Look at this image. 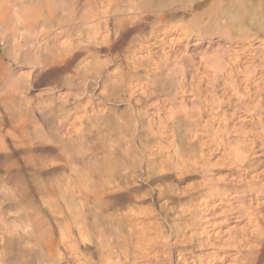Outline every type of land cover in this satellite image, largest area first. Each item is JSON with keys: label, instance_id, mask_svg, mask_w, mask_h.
Wrapping results in <instances>:
<instances>
[{"label": "rangeland", "instance_id": "1", "mask_svg": "<svg viewBox=\"0 0 264 264\" xmlns=\"http://www.w3.org/2000/svg\"><path fill=\"white\" fill-rule=\"evenodd\" d=\"M174 1L169 0L171 2L169 11L172 24L168 26H175L172 27L173 31L171 29L169 33H171L170 38H176L174 41L177 42L176 45L168 41V38L162 39V36L157 38L154 27L159 26L160 23L146 20L142 21L143 25L140 24L141 28L131 26V36L130 32L126 33V36L123 35V40L119 39L117 44L116 42L104 41V30L100 28V30H96L97 27L92 28L89 23L84 25L83 28L86 32L89 30L92 34L89 32L91 34L90 38H85L87 37L86 32H77V27L88 20L90 12L92 13L96 8L101 10L102 7H106L107 2L105 0H91V2L87 0H0V244L2 237H7V240L13 237L6 241L7 245L6 243L5 245L7 247L2 246V250H5L3 252L4 261L1 264H21L23 259L25 260L23 264H47L48 261L44 257L41 259V254L34 245L33 237L27 236L28 238L26 237L24 240L26 243L23 241V244L21 243L18 246V242L20 244L18 236L31 227V214L42 206L43 214L47 218H51V206L43 202L44 200H50L47 197H50V194L58 189L57 186L70 182H89L103 178L105 174L99 173L96 168L98 169L108 162L109 157L114 156V153L117 154L118 149L124 150L126 146H132L129 164L132 163L130 165L137 166L141 162L144 147L148 145V147L152 146L153 148L154 146L153 149H156L157 143L158 146L163 144L162 158L166 162L158 167L162 160L159 158L160 161L156 162L157 168L155 167L150 172L145 169V161L139 165L141 167L136 168L133 174L135 176L131 175V178L128 179L134 185L137 184L135 185L137 188L136 194L119 207L121 211L142 212L148 210L159 218L163 212L161 206L165 202L169 203L167 210L175 213L187 210L194 205V207H197V203L203 201L200 209L206 211L204 216L207 217L202 220V223L209 230H213V243L222 244L228 239H232L231 242L235 240L233 242L241 243L240 245L236 244L240 248H247L250 246V242L252 243V236L249 235L247 229L245 232L242 231L247 220L243 217L244 215L239 218V214L241 215L243 212L239 213L238 207L241 206L240 201H244L246 205L249 203L253 205L262 203L264 201V191L246 188L244 192L238 194L233 192L221 193L224 185L220 181L223 179L231 181L232 178H236L241 173L237 163L242 157L264 152V146H258V144L255 145L256 148L253 153L248 151L252 144L250 146L248 140H246V135L251 130V123L246 122L245 125L235 121L236 124H229L228 130L221 133V137H224V141L226 140V143L221 146L218 144L219 139L213 133L217 128V124H214L213 130H209L208 135L206 134L201 141L202 143H199L203 144L204 140L207 141L205 152L209 154V162L200 169L187 170L189 172L185 170L184 172L181 169L184 157L187 158V155L193 153V147L199 149V144L193 146L187 143L188 139H183V134L188 132L189 128L186 121H182V123L180 121L176 124L177 133L175 136H172L173 131H170L169 134L161 138L160 132L151 127L149 119H147L148 114L145 115L144 112L146 110L151 114L156 112V108L158 110V108L162 109V106L165 108L172 107L175 108L173 110L180 113V116L184 118H190L191 116L192 119L197 113L198 106L202 107V104L198 105L194 102L193 91L189 89L190 74L196 69L203 56L209 57L208 55L213 56V54L222 53L225 51L222 47L224 44H233L231 48H237V41L229 42L225 35L217 34L215 41L210 42V36L204 34L205 40L203 43L195 47L193 44L199 35L197 32L189 33L186 27L196 23H199V25L211 23L213 24L211 28H220L223 25L228 27L226 25L228 23L232 24L235 20L245 21L247 19L245 23L248 26L245 24V27L249 29L250 23L253 22L249 13L251 14L253 10V13L256 14L262 12L260 13V17H262L264 15V0H245V2L244 0ZM246 1L250 2L249 5ZM129 2L130 0H118L117 4H120L117 6L126 9ZM169 2L166 3L169 5ZM91 3L93 4L91 5ZM256 3L257 6L255 7ZM171 4L172 7L176 4V10L171 7ZM249 8L253 10L251 11ZM257 8L259 11H256ZM241 10L244 11L241 12ZM246 14L249 18L246 17ZM230 20H232V23ZM180 25H183V27ZM184 28L187 31L186 33ZM183 33L188 35L187 39ZM96 34H100V37L98 36L97 41L94 40V42L93 38ZM133 38L136 41L138 40L137 42L134 41L136 44L133 42ZM166 40L167 42H165ZM179 40L182 42L189 41L190 55L187 56H192V59L187 60V56H182L185 51L183 47L179 48L178 42L182 43ZM147 41L149 44L151 42L156 44L149 46ZM257 41L255 42L259 45L260 41ZM101 42L103 43L102 46H100ZM71 44L75 45L72 46ZM96 44H98V47H96ZM105 44L109 46L107 47ZM69 45H71V49H75L74 53L77 54L73 58L74 62L71 61L72 64L69 63L71 64H68L69 67L61 64L59 66L58 64L51 65L52 59L50 57L54 56V53H58L60 47L62 49L66 46L69 47ZM86 45H92L91 50L89 49L90 46L88 48ZM76 46L78 49H76ZM136 47L139 48L136 49ZM177 48H179V51L176 50ZM124 49L127 50L125 53H123ZM149 50L151 51L149 52ZM231 50L228 52L229 55L234 54V49ZM132 52L137 57H133ZM152 52H154L153 55ZM165 53L166 55L168 53V57H165ZM144 55L147 56L144 57ZM47 58H49V61ZM147 62H149V65H153V70L157 73L154 79L155 85H153L156 94L154 92L149 93L151 96L148 94L143 99L145 103H142L138 97L131 96L133 89L136 90L137 88L134 86H137L140 80L137 78L128 80L129 83L125 84L126 92H122L118 88L122 84L117 80V76L126 65L138 66L137 68L142 69L143 64L149 66ZM86 65H88L87 68H85ZM111 86H117L118 93H112L113 87ZM183 86L184 89L187 88L190 92H187V90L183 92ZM212 86L213 88H210L212 92L205 90L204 94L210 93L209 98L213 99L216 95L213 92H217L218 95L216 96L219 98L225 90V85L222 82H216ZM128 88L132 91L130 90V92ZM108 92L116 95H109ZM173 92L176 96L168 95ZM148 96L149 98H147ZM175 97L178 99L175 100ZM97 114L100 116L97 117ZM202 115V121L209 117L205 111L202 112ZM249 125H251L250 128ZM198 126L195 129L197 128V134H200L203 131H201V126ZM245 132H247L246 135ZM210 139L217 142L215 147L213 144L209 145ZM169 143L175 145L173 144L169 148L167 146ZM164 154L165 156L173 154V157L167 160ZM263 167L261 166V169ZM206 183H208L207 187L211 188V192L209 189H204L203 193H198L197 190ZM209 183H216L217 186L219 184L218 187L214 186L218 196L211 194L213 193V185L211 186ZM44 185H47V187ZM43 186L51 192L47 191L48 194L42 193L41 188ZM162 188L168 191V199H159ZM65 192L64 190L58 192L62 204L73 200ZM235 195H239V197L235 198ZM213 199L222 200L223 206L213 209L212 205L209 204L211 202L208 201V204H204L207 200L213 201ZM236 199L240 201H236ZM219 201L216 200L217 203ZM32 207H37V209L34 210ZM213 213L215 214L213 215ZM148 219L150 218H146L145 221L149 222ZM203 227L198 225L197 229L202 230ZM242 236L243 238H240ZM105 238L110 239V233L106 232ZM238 238L241 240L239 241ZM233 242L231 243L232 246L235 245ZM231 244L228 252L230 259L227 264L231 262V259L234 261L238 255L235 249L237 246L233 248ZM230 247L233 249L231 250ZM22 249L24 250L23 253ZM25 253H27L26 256H24ZM5 254L9 256L6 257ZM17 255L20 256L17 257Z\"/></svg>", "mask_w": 264, "mask_h": 264}, {"label": "bare ground", "instance_id": "2", "mask_svg": "<svg viewBox=\"0 0 264 264\" xmlns=\"http://www.w3.org/2000/svg\"><path fill=\"white\" fill-rule=\"evenodd\" d=\"M87 1L91 2V0H87ZM105 1L107 2L106 7L104 6L105 9L103 7H102L103 9L100 7L101 10H98L97 8L94 10L92 8V10L94 11L92 13L90 12V15H89L90 17L88 18L87 21L85 20L86 22L82 23L83 26L81 24L80 27H77L78 28V30L76 29L77 32L79 31L81 33H85L86 31L83 27H85L84 25H87L89 23L91 24L92 28L97 27L96 30L99 28L104 30L103 31L104 41L106 42L109 41L113 43L116 42L117 44V41L119 42V39H122L123 35L126 36V33H129L131 31L130 29L131 26H136V28L137 27L141 28V25H143L142 21L146 20L148 22L153 21L155 23H160L159 26L154 27L157 38L159 36H162V39L168 38V41L176 45L177 42L176 43L174 42L176 38L175 37L170 38L171 33H169L171 32L172 27H175V26H172V27L168 26L169 24H172L170 22L171 13L169 9H170L171 2H169V0H130V2L128 3V7L126 9L125 8L123 9L122 7L117 6L120 4V3L117 4L118 0H105ZM167 1L169 2V5L166 3ZM173 2L175 1L173 0ZM247 3L249 5L250 2H247ZM92 4L93 3H91V5ZM173 6L174 7H172V4H171V7L175 9L176 4ZM256 6H257V3L255 4V7ZM250 10L252 11L253 9L251 8ZM257 10L259 11L258 8L256 9V11ZM243 11L241 10V12ZM252 13L251 14L249 13L250 19H252L253 21L252 23H250L249 29H246L245 27V24H247L245 23V21L247 19L245 21L244 20L236 21L234 19L235 21L233 20L234 21L233 23H232V20H230L232 24L230 23L227 24L228 22L227 21L225 23L227 24L226 26L228 27H225V25H223L220 28L218 27L211 28V25L213 26V24L211 23H207L205 25H199V23L198 24L196 23V24H191L190 26L186 27L189 33L197 32L199 35V37L195 40L193 44L195 45V47L203 43V41L205 40V37L203 36L204 34H207L210 36L211 38L210 42H212V40L215 41V37L217 34H223L225 35L226 39L229 42L233 43L234 41H237V44H236L237 48H231L233 44H230V45L224 44L222 47L224 48L225 51H223L222 53L213 54V56L208 55L209 57L203 56L201 58V61L197 65L196 69H194V71L190 74V79H189L190 86L189 85L188 86H189V89L193 91L192 93L194 96L193 98L194 102L198 105L202 104V107L198 106L197 113H195L192 119H191V116L190 118H184L180 116L179 115L180 113L173 110L175 108H172V107L165 108L162 106V109L158 108L157 110L156 108V112H153L151 114H149L150 112L148 113V111L145 110L144 114L150 115V116L147 115V119H149V123L151 127L155 128L157 132H160V135L162 136L161 138L169 134L170 131H173V134L171 135L175 136V134L177 133L176 124L179 123L180 121L181 123L182 121H186L189 128H188V132L183 134V137H184L183 139L185 140L188 139L189 141L187 143L194 146L195 144L202 143L201 141L206 136V134L209 132V130H213V125L217 124V128L213 131V133H215L214 136H216L219 139L218 144L221 146L222 144L226 143V140L224 141L223 139L224 137L223 138L221 137L222 135L221 133L224 132L225 130H228V127L230 126L229 124L235 123L236 121L237 123L241 122L246 125V122L247 123L249 122L251 123L252 127L251 125H249V128L251 127V130H250L247 126V128L250 131H248V133L245 132V135L247 133L246 140H248L250 146L251 144L252 146L251 147L249 146L250 148L248 149V151L253 153L256 148L255 145L257 144L258 146L259 145L264 146V15L260 17L261 16L260 13L262 12H259V13L257 12V14L256 13L252 14ZM247 16L248 15L246 14V17ZM246 26H248V24ZM88 27L90 28V26ZM181 27H183V25ZM187 31L185 30V33ZM89 32L90 31L88 30V32L85 33L87 37L85 36L83 37L90 38V35L92 33L90 32L91 33L90 34ZM99 33L102 34L101 32ZM100 34H96L93 38V41L94 40L97 41L98 36L100 37ZM185 35H183V37L187 39L188 35L187 34ZM130 36H131V32H130ZM256 40L260 41L259 45H257V43L255 42ZM88 41L90 42V40ZM134 41H136V39H134L133 42ZM102 42H101V45L99 43L98 44L102 46V44L104 43ZM165 42H167V40ZM98 44H96V47H98L97 46ZM152 44L155 45L156 43L154 44L153 42H151L149 46H151ZM71 45H69V47L66 46L65 48H62V49L60 47L61 50L59 49L58 53L56 54L54 53V56L52 55V57L49 56L50 59H52L50 64L51 65L58 64V66L59 64H61L64 66L66 65L68 66V64L71 63V61L74 62L73 58L77 54L74 53L75 51L74 48H73L74 50L71 49ZM74 45L75 44H73L72 46ZM105 45L107 46V44ZM178 45H179V48L183 47L185 51V53L183 52L184 54L182 56L186 57L187 55H190L189 53L190 44L188 40L182 43L178 42ZM219 45H222V44H219ZM161 46L162 44L160 45V47ZM91 47L92 45L90 46V48L89 47L88 48L91 50ZM141 47L143 46L141 45ZM138 48L136 47V49ZM179 48H177L176 50L179 51ZM76 49H78V47ZM231 49H234L233 50L234 54L229 55L228 52L232 51ZM108 50L110 51L109 48ZM126 51L124 49L123 53H125ZM150 51L151 50H149V52ZM132 53L133 54L131 55H133V57L134 56L137 57L134 54V52ZM153 53L154 52H152V55ZM147 55H144V57ZM167 55L165 57H168ZM47 59L49 61V58ZM186 59L190 60L192 59V56H187ZM148 63L149 62H147V64ZM48 65H49V62H48ZM143 65L144 67L142 69H139L137 68L138 66H133V65L124 66L122 70L120 71L119 75L117 76V80H119V82L122 84L121 86L119 85L118 87L122 90V92L123 91L126 92L125 89L127 88H125L126 87L125 84H127L128 80H131L132 78L134 79L137 78L138 80H140V83L137 86H134L135 88L137 87L136 90L133 89L134 91H132L131 89L129 88L128 89L129 91L130 90L132 91L131 96L138 97L139 101H141L142 103L143 102L145 103L143 99L149 93L156 92V89H154L155 86L153 85H155L154 79L157 76V73L154 72L153 65H149V64H148L149 66H145V64ZM87 67L88 65L85 66V68ZM133 67H136V68H133ZM157 68L159 67L157 66ZM216 82H222L225 85V90L221 94V96H219V98L218 96H216L218 95L217 92H213V94L216 93V95L213 97V99H210L209 97L211 94L208 92L211 91L210 88H213L212 85ZM116 87L117 86H114L112 88L113 89L112 93L117 92ZM182 89H183V92L187 90V88L184 89V86ZM189 89L187 90V92H190ZM205 90H208L207 92L208 94H204ZM108 94L114 95V96L116 95V94H110L109 92ZM149 95L151 96V94ZM168 95L176 96L174 92L169 93ZM147 98H149V96ZM172 98L174 99V97ZM176 99L178 98L175 97V100ZM173 103H170V104H173ZM203 111H205L209 115L207 119L204 118L205 121H202ZM96 116L99 117L100 115L98 116L97 114ZM114 125H115V122H114ZM198 125L201 126L202 130L200 128L199 129L203 131L202 133L199 132L200 134H197V131H196L197 128L195 129V127ZM244 129L245 131H247L246 128ZM161 138L159 139L160 141H161ZM206 142L207 141L204 140L203 144H199V149L193 147V153L187 155V158L184 157V160L182 161V166H181V169H183L184 172L185 170L191 171V169L193 170L200 169L209 162V158H208L209 154L205 152ZM215 143L217 144V142L214 139H210V144L209 143L208 144L209 145L213 144L215 147ZM173 144L174 143L172 144L169 143V145L167 146L171 147ZM153 148L152 146L151 147H148V145L145 146L144 152H142L141 162L137 166H135V165H130L132 163L129 164L130 162L129 158L131 156L130 149H132V146H128V147L126 146L124 150L118 149V151H116L117 154L114 153V156L111 155L112 157H109L108 162L105 161L106 163L104 165L100 166L98 169L96 168V170L99 173L105 174L106 177L104 175V177L101 179L91 180L89 182H83L79 180L80 182H70L65 185L57 184L58 186L57 185L56 186L58 189L56 191H53V193L50 194L51 195L50 197H47V198H50V200L49 201L44 200L43 202V203L50 204L49 206H51L50 210L52 212V217L47 218L45 214H43V209L41 208L42 206L38 209L37 207L36 208L32 207L34 210L35 209L37 210H35L31 214V225H30L31 227L28 230L24 231V233H21L18 236L19 237L18 241H20V244L17 241L18 246L21 245V243L23 244V241L25 240L27 236L33 237L34 245L36 246L37 251H39V253L41 254V259L44 257L48 261L49 264H227V262L230 259L229 258L230 254H228L229 246L235 240L231 242L232 239L231 240L228 239V241H225L222 244L213 243V239H212L213 230L212 229L209 230L202 223V220L207 217V216H204L206 211H204L202 208L200 209V207L203 205L202 200H201L202 202L197 203L198 204L197 207H194L195 206L194 205V206H191V208L189 207L187 210H181L175 213L167 210L169 203L165 202L164 205L161 206V209L163 210V212L160 214L159 218L156 217L155 214H152L148 210H145L142 212L140 211L133 212V211H121V209L119 208L120 206L123 205L124 202L130 200L132 197L135 196L136 194L135 191L137 189L135 185L137 184L134 185L132 182H129L128 179L131 178V175L134 174V172L136 171V168L139 165H141L143 161H145V165H146L145 169L148 172L154 170L157 164L156 162L159 160V158L162 160L160 164L158 163L159 164V166L157 165L158 167H160L163 162H166V160L164 161V159L162 158L163 157L162 153L164 151L163 144L158 146V143H157V148L156 149H153ZM112 153H109V154H112ZM164 157L167 160L168 159L170 160V158L173 157V154L172 155L168 154L166 156L164 154ZM233 164L235 165V163ZM237 165L241 169L239 170L241 171V173H239V175L236 178L234 179L232 178L231 181H227L226 179L220 180L221 183H223L224 185L222 189L223 192L221 193H228V192L232 193L233 192L235 194H238V193L244 192L246 188H251V190L254 189V190L263 192L264 191V167L263 169H261V166H264V152L262 153L258 152L256 153V155H252V156L248 155L247 157H242V159L238 160ZM233 166H232V169L234 168ZM209 184H211V186L213 185V193L211 194L218 196L217 194L218 192L216 193L214 190V186L216 185V183H209ZM44 186L47 187V185H44ZM44 186L41 188L43 191L42 193L48 194L47 191L50 193L51 191L47 190V188ZM203 186H201L197 190L198 193H203L206 189H209L211 192V188L207 187L208 183H206ZM61 190L66 191L65 193L69 194L71 199L73 200L71 202L62 204L61 196L59 197V193H58ZM234 197L238 198L239 195L237 196L235 195ZM160 198L168 199V191L162 188L159 194V199ZM44 199H46V197H44ZM216 200L219 201L218 199ZM216 200L214 199L213 201L207 200V202H204V204L206 203L208 204L209 202H211L209 204L212 205L213 209L218 208V206H223L222 200H220L218 203L216 202ZM151 201L153 200L151 199ZM236 201H240V200L236 199ZM240 203H241V206L238 207V211L239 213H242V212L243 213L241 215L239 214V218L240 216L244 215L243 217H245L247 220L246 226L242 229V231L245 232V230L247 229L248 233H250L249 235L252 236V239H251L252 243L250 242V246H248L247 248L246 247L240 248L237 245H240L241 243L239 244L238 242L237 243L233 242V244L235 245L232 246L231 244V247L234 248L235 246H237L235 247V249L238 252V255L236 256L234 261H232L231 259V262L228 264H264V252H263L264 251V201L260 204L258 203V205H253L251 203L246 205L244 201H240ZM214 214L215 213H213V215ZM146 218H150L148 219L149 222L145 221ZM151 219H154V220H151ZM198 225L204 226L203 229L198 230L197 229ZM106 232L110 233V236H111L110 239L105 238ZM240 233H243V232H240ZM10 238H13V237H10ZM240 238H243V236ZM8 240H7V237L1 238L0 264L3 263L4 261L3 252L5 249L2 250V246H4L5 243L7 245L6 241ZM24 243L26 242L24 241ZM6 245L5 247H7ZM233 248H231V250ZM23 252L24 250L22 251V253ZM18 253H19V249H18ZM8 254H5L7 255L6 257L9 256ZM26 254L27 253H25L24 256H26ZM18 256L20 255H17V257ZM34 258L36 259V257ZM24 261L25 260L23 259V261L21 262L24 263Z\"/></svg>", "mask_w": 264, "mask_h": 264}]
</instances>
